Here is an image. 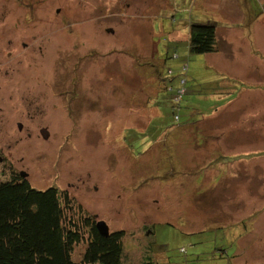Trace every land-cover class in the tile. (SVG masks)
Listing matches in <instances>:
<instances>
[{"label": "rangeland", "instance_id": "374dc122", "mask_svg": "<svg viewBox=\"0 0 264 264\" xmlns=\"http://www.w3.org/2000/svg\"><path fill=\"white\" fill-rule=\"evenodd\" d=\"M51 1L39 0L35 16H55ZM107 1L102 0V4ZM67 3L60 15L70 17L74 27L81 19L89 25V40L81 39L92 50L79 66L87 77L81 89L88 90L90 100L102 98L104 107L100 112L89 107L88 123L75 124L68 143L62 124V134L57 133L53 145L48 140L21 144L15 151V166H31L28 181L33 188L67 191L73 207L96 215L95 219L103 220L109 231H124L122 264L264 262V190L258 196L251 194L255 199L261 195L258 217L250 216L240 223L237 219L242 214L248 216L256 208L252 198L240 196L243 203L236 206L239 194L235 192H196L191 168L193 127L203 118L198 106L188 101L190 95L200 97V106L206 109V99L222 84L230 85L236 98L224 109L228 112L227 124H239L234 125L237 129L233 136L239 132L244 140L264 142V0H136V8L131 5L127 11L121 0L122 8L108 3L101 12L97 7L101 0ZM245 12L247 18L241 20ZM28 13L5 19L0 11V48L5 25L18 32L34 28L35 19ZM191 22L215 24L217 53L188 51L184 35H188ZM58 23L65 24L53 17L51 24ZM108 28L113 32H107ZM177 34L179 40L169 38ZM9 50L19 51L14 46ZM212 58L218 60L217 66H209ZM31 64L9 60L11 67L36 72ZM183 64L188 66L183 75L187 94L176 122L170 94L159 89L163 85L160 78L164 77L167 84L174 82ZM169 69L172 73L168 75ZM36 86L34 82L20 84L11 87L9 94L17 89L16 95L29 93L32 97L37 93ZM23 102L27 104V100ZM214 107L210 106L208 112ZM2 125L5 128L10 124ZM24 125L37 131L44 124ZM125 135L132 139V147L149 140L152 150L143 153L144 144L139 143L131 155L133 148L123 141ZM60 143H65L61 152ZM7 179L0 172V181ZM256 180L264 189V175L259 173ZM73 215L79 218L76 209ZM253 218H258L257 230L251 228ZM146 224L150 225L149 233ZM85 245L82 240L73 249L76 264H81Z\"/></svg>", "mask_w": 264, "mask_h": 264}, {"label": "flooded vegetation", "instance_id": "af4514ba", "mask_svg": "<svg viewBox=\"0 0 264 264\" xmlns=\"http://www.w3.org/2000/svg\"><path fill=\"white\" fill-rule=\"evenodd\" d=\"M67 1H51L54 5L53 17L65 23L52 25L53 17L44 14L35 16V11L39 10V0H0L2 18L29 12L27 16L31 15L35 19L32 32L28 28L18 32L11 30L8 24L5 25L4 42L0 48L3 51L0 57V172L8 177L6 181L13 180L9 179L11 175L15 179H28L31 176L32 168L29 164L26 168L24 164L18 165L19 167L14 164V159L18 161L15 151L21 144L29 143L30 140H48L53 145L52 141L57 137V133L62 134V124L66 126L64 139L65 143H68L71 128L75 124L88 123L86 115L88 108L96 107L94 110L100 112L104 107L102 98L90 100L88 90L81 89L87 77L79 66L85 62L86 56H91L92 51L88 49L85 41L81 42L83 37L89 40V25L87 21L84 23V19H81V23L74 27L71 25L73 21L70 17L64 18L65 15H60L66 9ZM123 2L124 11L131 5L135 7L136 4V0ZM108 3L113 4V7L122 8L121 0H110L103 4L101 0L97 5L99 12L105 11ZM106 30L113 32L112 28ZM72 39L75 43H72ZM12 46L19 51L9 50ZM99 56L103 57L101 52ZM14 58L18 64L32 63L36 72L11 67L9 60ZM30 82L37 84V93L34 96H29V93L18 96L15 93L17 89L13 94H9L11 87H19L20 84ZM24 100H27V104L23 102ZM2 124L10 125L3 128ZM24 124L44 125L39 127V130L32 131L25 128ZM43 131L46 132L47 138L42 135ZM65 143L59 144L60 152ZM67 171L70 177L72 175L70 168ZM67 184L72 186L70 182ZM91 217L96 220V215L91 214ZM145 227L149 233L150 225L146 224Z\"/></svg>", "mask_w": 264, "mask_h": 264}, {"label": "trees", "instance_id": "16d2710c", "mask_svg": "<svg viewBox=\"0 0 264 264\" xmlns=\"http://www.w3.org/2000/svg\"><path fill=\"white\" fill-rule=\"evenodd\" d=\"M216 32L214 23L191 22L188 51L192 54L216 52ZM177 57L174 54V58ZM186 71L187 64H183L181 73L170 84L164 81V77L160 78L163 85L159 89L170 94L173 120L176 122L180 120L179 112L187 94V80L183 76ZM171 73L169 69L168 75ZM123 139L128 147H132V139L128 135ZM139 143L144 144L143 153L152 150L153 144L149 140ZM137 144L133 145L131 155L135 154ZM74 209L80 219L73 215ZM96 221L80 206L73 207V198L67 191L56 187L37 190L27 178L0 181V264H76L72 257L73 249L82 240L86 245L81 264H122L124 231H109L108 236H101L95 228Z\"/></svg>", "mask_w": 264, "mask_h": 264}, {"label": "crops", "instance_id": "0c3cea01", "mask_svg": "<svg viewBox=\"0 0 264 264\" xmlns=\"http://www.w3.org/2000/svg\"><path fill=\"white\" fill-rule=\"evenodd\" d=\"M236 4L239 5V2H236ZM245 17L247 18V12H245L241 20L245 19ZM189 26L187 29H189ZM175 31L176 33L178 32L177 30ZM226 37L228 39V35ZM169 38L177 41L180 37L177 34L170 35ZM184 39L187 40L188 35H184ZM217 61V59L212 58L209 59L208 64L209 66H217ZM229 86L222 84V87L212 97L210 95L206 99L209 103L206 109L201 108L200 101L202 99L200 97L189 96L188 101L198 106L199 116L203 118L194 123L195 126L193 127L195 136L192 141L193 157L191 160L193 166L191 168L194 171V178H196L194 187L198 194L210 189L214 193L218 189L232 191L239 194L236 206L243 203L240 196L246 195L248 198H252L251 200L256 204V208L248 216L242 214L240 219H237L239 220L237 223H240V220H245V218L250 216L258 217L261 211L258 207L261 195L257 199L252 195L258 196L264 190L261 189L262 183L260 184L258 180L254 182V177L259 176V173L264 175V151L260 149L264 148V142L255 144L247 139L244 140L240 137L239 132L233 136L234 130L237 129L234 125L239 124H227L226 122V114L228 112L224 107L233 103L236 98V93H231ZM236 102L237 100L235 104ZM235 104H233L232 108H234ZM210 106H215L211 113L208 112ZM243 199L245 200V198ZM197 200L200 203L198 196ZM252 220L253 226L251 228L257 230L259 226L258 218H253ZM257 249L260 248L257 247Z\"/></svg>", "mask_w": 264, "mask_h": 264}, {"label": "water", "instance_id": "95a60500", "mask_svg": "<svg viewBox=\"0 0 264 264\" xmlns=\"http://www.w3.org/2000/svg\"><path fill=\"white\" fill-rule=\"evenodd\" d=\"M42 135L44 136V138H47L46 132L43 131ZM95 228L101 236H108L109 228L103 220H97L95 222Z\"/></svg>", "mask_w": 264, "mask_h": 264}, {"label": "built area", "instance_id": "2783aa9c", "mask_svg": "<svg viewBox=\"0 0 264 264\" xmlns=\"http://www.w3.org/2000/svg\"><path fill=\"white\" fill-rule=\"evenodd\" d=\"M180 92H182V90ZM184 251H185V249H181V252H184Z\"/></svg>", "mask_w": 264, "mask_h": 264}]
</instances>
